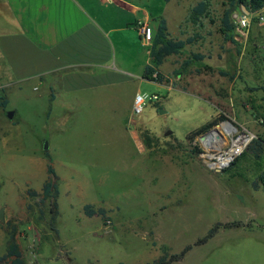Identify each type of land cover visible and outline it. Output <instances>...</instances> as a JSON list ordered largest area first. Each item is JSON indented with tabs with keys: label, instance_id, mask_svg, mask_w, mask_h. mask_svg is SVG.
<instances>
[{
	"label": "rangeland",
	"instance_id": "374dc122",
	"mask_svg": "<svg viewBox=\"0 0 264 264\" xmlns=\"http://www.w3.org/2000/svg\"><path fill=\"white\" fill-rule=\"evenodd\" d=\"M135 1L154 17L166 16L177 39L201 37L160 68L174 84L191 53L206 56L192 70L209 65L215 72L171 86L141 80L117 93L91 95L72 113L57 104L50 117L41 94L25 85L11 90L8 106L7 99L0 103V134L7 135L0 142L6 240V226H15L24 264H146L188 246L192 250L174 264H264V193L252 191L264 171V151L257 159L248 148L227 169L213 172L201 158L200 137L186 140L220 115L228 120L211 130L225 143L234 134L231 126L235 134L248 130L264 138V22L254 21L247 39L235 34V44L220 32L226 0H208L214 23L204 18L202 25L189 22L201 0ZM157 23L151 21L154 34ZM150 48H142L139 63L142 56L150 62ZM128 58L122 67L131 70L137 57ZM134 92L151 96L139 116L128 110ZM47 144L59 179L57 217L40 197L27 194L41 192L47 179L46 159L37 150ZM87 207L104 214L89 218ZM235 221L244 225L224 226ZM217 226L212 238L195 246ZM5 251L0 235V256Z\"/></svg>",
	"mask_w": 264,
	"mask_h": 264
},
{
	"label": "crops",
	"instance_id": "0c3cea01",
	"mask_svg": "<svg viewBox=\"0 0 264 264\" xmlns=\"http://www.w3.org/2000/svg\"><path fill=\"white\" fill-rule=\"evenodd\" d=\"M157 18L135 0H0V91H4L7 106L11 90H22L25 85L46 99L50 117L57 104L60 111L72 113L84 107L91 95L117 93L140 83L145 80V64L152 62L150 58L145 63L142 56L139 63L145 46L137 26L143 23L152 29L151 21ZM169 33L176 38L170 29ZM131 54L137 60L126 70L122 62H129ZM196 69L184 71L188 75L181 72L176 84L210 74L197 75ZM163 84L174 82L169 77ZM138 93H131L128 110L132 111ZM5 138L1 133L0 142ZM37 150L46 159L48 149L39 145ZM45 165L47 173V159ZM252 191L264 193L262 188ZM0 235L7 248L1 225Z\"/></svg>",
	"mask_w": 264,
	"mask_h": 264
},
{
	"label": "trees",
	"instance_id": "16d2710c",
	"mask_svg": "<svg viewBox=\"0 0 264 264\" xmlns=\"http://www.w3.org/2000/svg\"><path fill=\"white\" fill-rule=\"evenodd\" d=\"M228 2L229 8L224 12L223 17L221 19L220 32L226 37V40L231 41L236 44L235 40V25L232 21V14L235 11H239L241 7H245V9L252 13L257 12L264 6V0H226ZM209 1L201 0L199 1L191 10L189 15V22L193 25H202V20L207 18L214 23V20L210 17L209 14ZM158 21V26L155 34L152 36V46L150 48V58L151 64L147 65L144 72V79L151 82H156L159 84H163L169 81V77L166 76L162 71L161 67L166 62L167 58L171 56L182 55L188 45L196 44L201 37L195 34L194 36H190L187 39H176L173 38L168 29L167 20L164 17H159L156 19ZM206 56L202 53H191L190 57L187 58L180 67L182 72L187 71L191 65L195 62H202ZM180 72H175L176 75H180ZM215 69L212 66L204 65L202 68H198L195 70L197 75L202 73H214ZM219 75L228 77L230 79H234V76L230 75L228 72L224 70H218ZM263 89L264 88H260ZM4 91H0V103L6 100L5 95H3ZM7 103V101H6ZM228 120L226 116L220 115L212 122L206 124L205 126L199 128L198 130L187 135V141H194V139L201 137L202 135L209 132L212 128L217 126L219 123ZM149 136L146 135V140L149 141ZM147 142V141H146ZM147 145H149L147 143ZM252 147V148H251ZM249 149H253L254 155L257 159L260 158V154L264 151V138L259 137L257 140L253 142V144L249 147ZM45 156L47 159V180L45 182L44 187L41 192H37L36 190H29L27 192L28 196L31 198L40 197V205L45 206L49 204L50 213L52 216L57 217L59 215L58 211V197L60 195L59 185H58V177L53 167V158L48 151H45ZM254 190H258L262 188L264 190V171L259 175L256 181L253 183ZM104 214V212L92 211L87 207L85 209V215L89 218L96 215ZM53 217V219H54ZM103 218H106L105 215ZM2 227L3 224H0ZM244 225L241 221L229 222L224 226L227 228L231 227H242ZM6 234H7V248L6 253L0 257V264H24L23 260V252L18 243L17 239V228L15 226H11L8 224L6 226ZM218 226L212 229L208 236L198 240L195 246L202 245L206 243L210 238H212L217 232ZM192 250V246L186 247L179 254L168 255L165 254L161 256L157 260L152 263L146 264H174L184 260L187 253Z\"/></svg>",
	"mask_w": 264,
	"mask_h": 264
},
{
	"label": "built area",
	"instance_id": "2783aa9c",
	"mask_svg": "<svg viewBox=\"0 0 264 264\" xmlns=\"http://www.w3.org/2000/svg\"><path fill=\"white\" fill-rule=\"evenodd\" d=\"M245 7H241L239 11H235L232 14V21L235 25V34L242 38L247 39L250 34V28L254 21L259 23L264 22V6L255 13H245ZM142 44L150 48L152 46L153 32L149 26L139 23L137 26ZM151 98L148 94H136L133 102L132 112L134 115L139 116L144 110L146 102ZM157 99V95L154 96ZM259 123L264 126V119H260ZM231 131L234 133L227 144L225 140L220 137L217 141L209 140L203 144L201 158L206 162L207 167L213 172H221L231 166L237 161L238 157L242 155L253 144L255 140L259 138L251 131L244 130L237 132V129L231 126ZM229 134V133H228Z\"/></svg>",
	"mask_w": 264,
	"mask_h": 264
},
{
	"label": "water",
	"instance_id": "95a60500",
	"mask_svg": "<svg viewBox=\"0 0 264 264\" xmlns=\"http://www.w3.org/2000/svg\"><path fill=\"white\" fill-rule=\"evenodd\" d=\"M245 13H247V14H249L250 12H248L246 9H245V11H244ZM13 113L12 112H10L9 114H8V117L9 118H12L13 117ZM213 132H218V130L217 129H214V130H211V131H209V132H207L206 134H204V135H202L201 137H200V141L201 142H204V143H206V142H208V137H209V135H211V134H213ZM171 135V132H169L168 134H167V136H170ZM48 149V144L46 145V147H45V150H47ZM0 220L1 221H3L4 220V216H3V212L1 211L0 212ZM222 226V225H221Z\"/></svg>",
	"mask_w": 264,
	"mask_h": 264
},
{
	"label": "bare ground",
	"instance_id": "6f19581e",
	"mask_svg": "<svg viewBox=\"0 0 264 264\" xmlns=\"http://www.w3.org/2000/svg\"><path fill=\"white\" fill-rule=\"evenodd\" d=\"M220 137H222V135L219 132H217V133L213 132V134L209 135L207 140L209 141V140H214L215 139L217 141Z\"/></svg>",
	"mask_w": 264,
	"mask_h": 264
}]
</instances>
